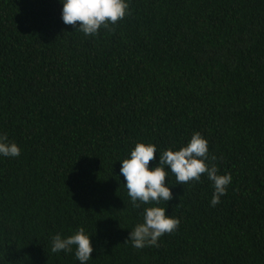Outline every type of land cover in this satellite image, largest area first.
I'll return each instance as SVG.
<instances>
[{"label": "trees", "instance_id": "16d2710c", "mask_svg": "<svg viewBox=\"0 0 264 264\" xmlns=\"http://www.w3.org/2000/svg\"><path fill=\"white\" fill-rule=\"evenodd\" d=\"M128 4L85 35L60 0H0V134L21 148L0 157V264H79L51 247L80 227L87 264H264V0ZM194 132L231 173L220 203L206 174L169 172L173 199L134 208L120 160ZM152 206L179 227L137 249L125 241Z\"/></svg>", "mask_w": 264, "mask_h": 264}, {"label": "clouds", "instance_id": "9594fccd", "mask_svg": "<svg viewBox=\"0 0 264 264\" xmlns=\"http://www.w3.org/2000/svg\"><path fill=\"white\" fill-rule=\"evenodd\" d=\"M60 3L62 21L85 35H96L101 27L108 28L110 24L117 23L129 9L128 0H60ZM20 153L17 143L9 141L6 134H0V157H19ZM215 159V156H210L208 140L201 133L194 132L179 149L160 151L153 143H136L130 155L120 160V174L124 177V186L134 208L142 204L159 205L161 201L173 199L172 187L169 181L166 183L169 172L175 175L177 184L183 185L197 182L206 174L214 188L210 205L215 206L232 181L231 173L219 174L216 165L211 163ZM152 161L155 163L150 167ZM179 224V218L166 214V208L145 207L143 221L130 230L125 242H131L137 249L158 247L160 237L174 232ZM73 250L79 264H87L93 259L92 235L83 227L67 236L60 233L52 236V252L72 253Z\"/></svg>", "mask_w": 264, "mask_h": 264}]
</instances>
